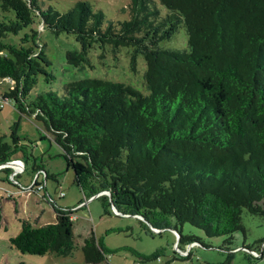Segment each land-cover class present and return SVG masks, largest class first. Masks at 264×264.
<instances>
[{
  "label": "trees",
  "instance_id": "1",
  "mask_svg": "<svg viewBox=\"0 0 264 264\" xmlns=\"http://www.w3.org/2000/svg\"><path fill=\"white\" fill-rule=\"evenodd\" d=\"M46 1L51 0L1 1L13 19L0 22V80L13 86L5 99L42 123L62 149L74 184L90 186L93 196L109 192L119 212L172 218L179 250L190 243L205 246L183 235L188 224L208 239L224 237L226 251L240 234L244 248L258 253L245 245L242 214L264 221V0H129L128 19L117 23L107 22L88 2L60 14L52 7L43 10ZM33 24L74 36L80 49L67 51L65 61L75 68H93L98 50L103 57L130 49L132 69L142 55L148 94L97 78L52 90L56 78L36 31L24 34L18 45L2 42ZM182 26L188 50L162 47ZM39 75L48 87L30 99ZM11 137L13 147L0 140V165L19 146L20 138ZM99 199L106 208L107 197ZM55 213V223L42 227L22 221L10 245L22 254L72 256L75 211ZM81 252L85 264L107 262L93 232ZM186 260L191 253L168 263Z\"/></svg>",
  "mask_w": 264,
  "mask_h": 264
},
{
  "label": "rangeland",
  "instance_id": "2",
  "mask_svg": "<svg viewBox=\"0 0 264 264\" xmlns=\"http://www.w3.org/2000/svg\"><path fill=\"white\" fill-rule=\"evenodd\" d=\"M1 1L0 22H8L13 19V14L2 11ZM78 2L90 3L93 9L104 14L107 22L117 23L128 19L125 9L129 0H51L46 1L42 9L52 7L63 14ZM157 6L161 15L165 16L167 10L159 3ZM31 30L38 33L40 42L46 46L44 50L50 60L48 70L53 72L56 78L50 86L52 90H60L62 84L77 79L97 78L131 86L142 95L148 94L143 85V56H137L136 66L132 69L130 49L124 48L116 56L108 54L103 57H100L101 52L98 50L91 57L93 68L81 69L70 66L65 61L67 51L80 49L73 35H54L33 24L23 28L16 35H8L2 42L18 45L20 38ZM161 46L167 49L188 50L184 27H180L173 37L164 41ZM12 87L9 80H0V140L13 147L11 135L15 134L20 138L19 146L17 150L13 149L10 159L21 161L25 166L23 171L14 175H9L11 171L14 173L11 168L0 169V264H85L81 245L91 232L106 252L107 262L104 264H217L227 261V254L222 250L224 237L208 239L202 231L185 224L182 227L183 235L200 238L205 246L194 245L190 252L191 260L168 263L178 254V240L171 231L175 227V221L170 217L159 220L156 217H147L146 221L150 226L162 230L153 231L146 221L134 216V211H120L124 216L116 215L106 193L99 195L108 199L105 208L98 196L93 198L90 186L82 189L77 187L74 184L73 170L67 169L66 162L60 157L62 149L54 142L44 125L32 117L20 114L12 100L6 101L5 94ZM47 87L44 77L39 75L30 99ZM35 168L42 170L38 172ZM45 172L49 175L47 179ZM35 182L46 183V190L34 187ZM94 190L98 191L99 187L94 185ZM60 193H63L62 197ZM57 209L75 211L73 236L77 248L72 256L63 258L54 254H22L10 245L9 240L20 233L22 221H28L33 227L53 224ZM242 223L246 230L245 245L261 248L260 242L264 244V221L244 212ZM241 244L242 241L235 238L234 246ZM180 249H183V246H180ZM235 255L237 258L232 264L254 263L243 251ZM144 258L152 259L143 263L141 260Z\"/></svg>",
  "mask_w": 264,
  "mask_h": 264
},
{
  "label": "crops",
  "instance_id": "3",
  "mask_svg": "<svg viewBox=\"0 0 264 264\" xmlns=\"http://www.w3.org/2000/svg\"><path fill=\"white\" fill-rule=\"evenodd\" d=\"M25 166V165H24ZM6 168H11V167H6ZM11 169H13V168H11ZM41 170H39L38 172H40ZM11 174H16V171L14 170V173L11 171V173H9V175H11ZM39 185H41V186H43L44 187V189L46 190V183H44V184H39ZM154 229H156L157 230V232H161L162 230H160V229H157V228H154ZM173 230V229H172ZM171 230V231H172ZM238 236V235H237ZM235 238H239V241H242V244H241V246H235V248L233 249V250H231V251H226V250H224V249H222L223 251H224V253L225 254H227V257L230 259L229 260V264H232L234 261H235V259L237 258L236 257V253L237 252H244L246 255H247V258L248 259H251V258H254L253 256H252V252H254V251H249V250H247L246 248H244V241H243V238H242V236L241 235H239L238 237H236L235 236ZM177 246V245H176ZM260 246H261V248H258V253L257 252H255V253H257L258 254V257L257 258H254V259H261V260H264V244H263V242H261V244H260ZM192 248H190V250L187 248V246H184L183 247V249H180V251H182V252H187V255L192 251L191 250ZM189 250V251H188ZM179 255H181V254H179ZM187 255H181V256H187ZM217 264H220L219 262L217 263ZM264 264V263H263Z\"/></svg>",
  "mask_w": 264,
  "mask_h": 264
},
{
  "label": "built area",
  "instance_id": "4",
  "mask_svg": "<svg viewBox=\"0 0 264 264\" xmlns=\"http://www.w3.org/2000/svg\"><path fill=\"white\" fill-rule=\"evenodd\" d=\"M7 101V100H6ZM6 167H11V168H13V170H15L16 171V173H19V172H21V171H23V169H24V164H23V162H21V161H17V160H15V162L12 164V165H8V166H6ZM1 168H3V166H1L0 167V169ZM14 179V178H13ZM34 186V185H33ZM39 190H41V189H44V187L43 186H41V185H39L38 187H37ZM106 192H104L103 194H105ZM106 195H107V193H106ZM60 196L62 197L63 196V193H60ZM71 221H74L75 220V217L74 216H72L71 218ZM157 232V231H156ZM193 246H191V245H187V248L190 250V248H192ZM188 250V251H189ZM178 254H181V255H187V252H182V251H180L179 249H178ZM180 255V256H181ZM252 256L254 257V258H257L258 257V254L257 253H255V252H252ZM183 257V256H182ZM184 257H186V256H184Z\"/></svg>",
  "mask_w": 264,
  "mask_h": 264
},
{
  "label": "water",
  "instance_id": "5",
  "mask_svg": "<svg viewBox=\"0 0 264 264\" xmlns=\"http://www.w3.org/2000/svg\"><path fill=\"white\" fill-rule=\"evenodd\" d=\"M14 162H15V161H8V162H6L5 164H1L0 167H1V166L6 167V166H8V165H12ZM103 193H104V192H100L99 194L95 195L93 198H95V197H97V196L99 197V195H102ZM106 193H107V195H108V197H109V200H110V203H111V205H112L113 212H114L116 215L124 216V215H122V214L117 210V208L115 207V205H114V203H113V201H112V198H111L110 193H109V192H106ZM125 216H130V215H125ZM134 216H135V217H139V218L142 219L143 221H146V219L143 218V217H141V216H138V215H134ZM146 223L148 224V226L150 227V229H152L153 231H157V230L154 229L152 226H150V224H149L147 221H146ZM172 232L176 235L177 240H178V234H177V232H176L175 230H172ZM188 245L194 246V245H196V243H190V244H188ZM176 251H178L177 246H176Z\"/></svg>",
  "mask_w": 264,
  "mask_h": 264
}]
</instances>
